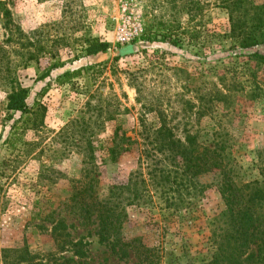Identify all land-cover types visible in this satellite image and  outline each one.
<instances>
[{
	"label": "rangeland",
	"instance_id": "374dc122",
	"mask_svg": "<svg viewBox=\"0 0 264 264\" xmlns=\"http://www.w3.org/2000/svg\"><path fill=\"white\" fill-rule=\"evenodd\" d=\"M228 3L251 27L264 0H0V264H47L58 252L51 233L60 220L87 243L93 264H135L112 255L99 243L97 223L69 213L64 202L88 179L105 197L134 174L149 181L153 167H169L145 125L155 130L165 121L176 138L195 136L202 145L226 129L240 179L260 178L264 98L251 96L246 74V89L238 88L229 107L212 100L236 56L264 54V45L232 47ZM165 33L172 40L162 41ZM95 38L109 44L106 53L86 52ZM66 73L79 74L66 80ZM247 73L262 81L264 65ZM20 84L33 108L28 124L7 109L11 86ZM116 144L121 154L114 158ZM151 189L157 205L128 207L124 236L209 255L210 223L224 209L216 176L205 173L169 192L170 209L168 196ZM25 250L34 257L20 256Z\"/></svg>",
	"mask_w": 264,
	"mask_h": 264
},
{
	"label": "trees",
	"instance_id": "16d2710c",
	"mask_svg": "<svg viewBox=\"0 0 264 264\" xmlns=\"http://www.w3.org/2000/svg\"><path fill=\"white\" fill-rule=\"evenodd\" d=\"M235 6V3L226 5L232 26V47L245 50L264 45V5L254 8L257 15L251 27L241 18L234 17L237 10ZM157 37L150 36L151 39ZM161 38L162 41L172 40L168 33ZM108 49V43L95 38L89 40L86 52L96 55L106 53ZM263 65L264 54L259 51L247 56H236V61L232 62L227 71L224 70V75L218 79L220 88H216L212 100L226 104V108L229 107L228 100L233 98L238 88L246 89V85L240 81V75L246 74L252 86L251 96L264 98V79L259 81L256 75L247 73L250 66L261 68ZM78 74L66 73L64 77L69 80ZM28 97V88L21 84L13 85L7 101V109L11 112H21L19 122L26 124L33 110L28 106ZM144 129V134L149 140L153 133V143L157 149H154V152L166 154L167 160L171 161L170 166L166 169L153 167L148 173L149 181L144 173L134 174L127 183L111 186L105 197L96 193V181L88 179L83 189L64 202L69 213L79 215L84 222L95 221L98 225L99 243L106 245L112 255L125 263L134 260L135 264H264V151L259 152L258 157L260 178L244 182L239 177L233 157L231 134L226 129H216L208 145H202L195 136H189L185 141L176 138L173 130L166 127L165 121L159 129L150 130L146 125ZM109 150L114 158L121 154L117 144ZM153 156L151 152L146 151V159L152 157L153 160ZM205 173H213L216 176V187L224 203V209L214 216L210 223L212 249L209 255L198 257L187 250L176 253L161 247H148L141 238L127 239L124 236L123 229L129 217L128 207L157 205L158 201L151 186L156 192H162L160 199L168 196L167 208L170 209L175 203L171 201L169 192L186 188L194 183L195 177ZM88 177L86 175L85 179ZM54 216L50 214L46 220ZM66 230L65 220L58 221L52 228L51 234L58 252L49 255L47 264H93L87 259V243L82 237L73 239ZM20 256L26 258L32 254L25 250ZM107 262L104 260L99 264H109Z\"/></svg>",
	"mask_w": 264,
	"mask_h": 264
}]
</instances>
